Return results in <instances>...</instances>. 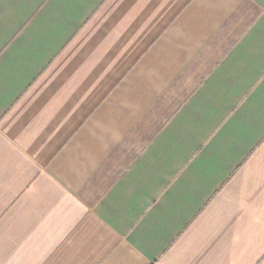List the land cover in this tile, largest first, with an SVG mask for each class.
Here are the masks:
<instances>
[{"label": "crops", "instance_id": "crops-1", "mask_svg": "<svg viewBox=\"0 0 264 264\" xmlns=\"http://www.w3.org/2000/svg\"><path fill=\"white\" fill-rule=\"evenodd\" d=\"M0 264H264V0H0Z\"/></svg>", "mask_w": 264, "mask_h": 264}]
</instances>
